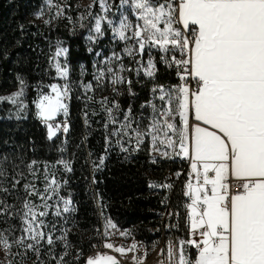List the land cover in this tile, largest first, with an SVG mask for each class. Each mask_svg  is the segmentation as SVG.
<instances>
[{"label":"trees","instance_id":"trees-1","mask_svg":"<svg viewBox=\"0 0 264 264\" xmlns=\"http://www.w3.org/2000/svg\"><path fill=\"white\" fill-rule=\"evenodd\" d=\"M48 1L56 0H0V97L20 90L21 80L28 96L21 111L7 100L0 102V232L11 245L8 262L0 259V264H84V257L103 241L107 219L127 231L130 239L151 249L158 243V235L152 231L165 210L160 181L166 175L175 179L170 201L177 213V233L183 240L189 239L183 213L185 174L176 178L184 162L153 157L148 143L136 147L122 141L118 132L128 109L129 118L135 117L142 103L151 99L153 88L169 90L179 84L172 66L164 62L162 52L146 46L155 64L152 78H136L131 72V83L118 100L115 94L91 92L85 86L93 81L95 55L110 54L113 34L104 24L103 37L90 51L85 39L94 16L74 22L78 13L70 9L64 18L35 23L33 14ZM109 1L113 12L123 0ZM75 2L71 0L70 5ZM59 49L67 50L59 64L67 69V82L71 83L70 124L66 133L49 138L47 124L51 123L36 116L33 100L39 89L47 91L49 85L61 83L55 61ZM115 101L118 108L113 106ZM176 123H180L179 117ZM52 180L56 181L53 185ZM48 196L57 208L50 212L54 219L49 226L51 245L46 238L39 243L31 240L32 233L24 231L28 227L24 205H38ZM65 206L69 211H63ZM20 237H25L24 244L16 243ZM27 243H33L38 253L27 249ZM79 254L83 258L76 260Z\"/></svg>","mask_w":264,"mask_h":264},{"label":"snow or ice","instance_id":"snow-or-ice-1","mask_svg":"<svg viewBox=\"0 0 264 264\" xmlns=\"http://www.w3.org/2000/svg\"><path fill=\"white\" fill-rule=\"evenodd\" d=\"M132 4L143 23H137L132 35L127 36L126 31L133 26L125 17L114 31L121 40L134 39L140 54L146 46L157 47L166 54L164 62L177 68L181 80L167 91L163 86L153 88V92H160L162 106L150 104L153 115L146 131L132 129L137 143L149 136L156 151H160L158 144L165 145L175 155L192 160L195 184L189 181L185 191L191 201L186 205L189 239L179 241L177 264H264V0H164L159 4L132 0ZM101 19H96L97 33H101ZM66 51L59 49L56 55ZM126 51L132 54L131 49ZM169 53H173L170 58ZM147 63L145 74L152 77L155 64L151 59ZM56 68L60 76L67 77L66 68L59 63ZM120 70H124L123 65ZM107 72L112 73L114 85L131 83L111 67ZM104 76L100 70L96 79ZM190 80L195 81V87ZM20 84V91L0 100L16 103L23 95L24 81ZM49 87L51 94H42L36 101L38 115L45 123L61 111L67 114L64 97L68 84ZM107 111L111 119L112 109ZM130 115L131 108L124 117L128 123L121 124V129L131 126ZM190 117L198 123L190 125ZM47 126L51 138L55 135L53 125ZM161 154L169 155L167 151ZM65 167L71 171L67 164ZM231 179L239 182V191L232 188ZM28 187L25 185L26 190ZM24 207L28 209L25 216L30 217L24 231L32 233L31 240L39 243L46 238L51 245V235L33 226V209L27 203ZM63 211L69 208L65 206ZM45 215L39 213L40 217ZM16 243L24 244L25 237ZM0 244L11 247L2 232ZM185 245L197 250L195 260L185 256ZM25 247L39 251L33 243ZM104 247L112 249L113 245L105 243ZM114 250L121 254L126 251L123 247ZM168 255L169 259L173 256L171 242ZM86 264L118 261L103 254L88 258Z\"/></svg>","mask_w":264,"mask_h":264},{"label":"rangeland","instance_id":"rangeland-1","mask_svg":"<svg viewBox=\"0 0 264 264\" xmlns=\"http://www.w3.org/2000/svg\"><path fill=\"white\" fill-rule=\"evenodd\" d=\"M70 1L71 0H56V1L46 2V4L38 12L33 14V21L38 24H49L51 21H55L57 18H64L65 15H67V10L70 9L78 13L77 19L74 20V22L81 23L90 16H94L92 26L88 34L86 35V39H85L88 49L90 51L93 50V46L97 42V40L103 37V32H102L103 25L104 24L108 25L109 29L113 34V44L110 49L109 55L103 56L99 52L95 55V60L93 65L94 77L91 83L92 87L90 88L91 92L100 93L102 95H109V96L115 94V96L117 97L116 100H118V98L121 96L122 91L124 90L125 87H127L128 83L125 82L116 85L112 84L111 83L112 73L107 72V69L109 67H111L115 73H118L119 75L124 77L125 81H130L131 72L136 78L144 77L148 79L153 77V76L150 77L145 74L148 68V63H147L148 60L151 59L154 63L152 57H150L148 53H146L145 49L144 52L140 54L137 50L138 46L136 45V41L134 39L121 40L119 38V35L114 31L115 28H119L120 23L124 21L125 17H127V22L132 24L133 26L132 29L126 31L127 36L132 35V32L135 30V25L137 23H141V24L143 23L138 19V10H135L133 8L132 0H123L120 6L113 12H112V5L109 0H102V2L101 0H75L76 2L74 3V5H70ZM152 2L154 4H159V3H163L164 1L152 0ZM98 18H103L101 19V25H100L102 34L96 32V19ZM108 21H112V23L109 24ZM151 48L160 51L157 47H151ZM126 49H131L132 54L129 55ZM162 54L163 56H166L165 53L162 52ZM169 54L170 57L172 53ZM121 65H123V69H124L123 71L120 70ZM100 70H104L105 76L98 81L96 77L99 75ZM58 77L61 80V83H59L58 85L68 84L69 86L68 93L71 94L72 93L71 83L69 81L67 82L68 75L65 78L60 76L58 73ZM13 93L5 97L12 96ZM42 94H51V89L49 88V90L47 91H41L39 89V93L37 94V97L33 100L35 114L38 118H40V116L38 115L39 110L36 107V101L39 99V97ZM159 95H160L159 91L153 92L151 99L148 100L147 102L142 103L143 107L141 105L140 112L136 114L135 117L129 118V120L131 121V126L126 127L124 129H121L120 127L118 132L122 136L121 137L122 141L125 140L127 143H132L136 147H138L143 143H148L150 147V152L153 155V157L170 158L172 156L171 155L172 153L170 149L165 147V145L158 144L157 147L160 148V151H156L155 148L153 147L151 137L149 136L142 137L141 138L142 142L137 143V137L135 135V132L132 131V129H138L141 132H143L148 129V126L151 123L152 115H153V109L150 107V104H155L157 108H160L162 106V102L158 99ZM27 100H28L27 92L23 90V95L16 98V103H12L9 100L7 101L15 105L16 108H18V110L21 111L24 107H26L28 103ZM64 102L67 105V114L61 111L55 117L54 120H50L48 121V123L53 124L54 121L60 120L68 115L69 101H66V97H64ZM113 104H114L113 106H116L117 101H115ZM127 123L128 121H125V119L121 122V124H127ZM161 139H163V136H161ZM163 151H167L169 155L168 156L162 155L161 153ZM52 181H51V185H53ZM29 207L32 208L33 212L36 214V220L33 226L36 227L38 231L42 230V232L45 233L46 235H50L49 226L54 225V219L53 217H51L50 212L52 211V208H56L54 204L50 201V197L48 196L44 200V202L38 205H30ZM42 211L45 212L46 215L40 217L39 213ZM28 219H30V217L25 216L26 224ZM39 221H43V224L41 225ZM112 224L116 226V224L112 222L110 219L104 220L103 223L104 245L105 243H110L113 245L114 249L117 247H123L124 249H126V251L123 254L113 251V253H115L116 255L113 254L110 256H114L115 258L119 257L126 264H135L136 254L138 253L139 250V248H137L136 241L130 239V236L128 235L127 231L122 230L117 226L115 228L111 227L110 225ZM133 245H136V247L133 248L132 247ZM104 248L110 251L109 248L106 247ZM9 256H10L9 247H5L3 244H0V259L4 263H7L9 260ZM185 256L191 260H195L196 258V257L194 258L191 257L188 253H185ZM84 264H86V262Z\"/></svg>","mask_w":264,"mask_h":264},{"label":"built area","instance_id":"built-area-1","mask_svg":"<svg viewBox=\"0 0 264 264\" xmlns=\"http://www.w3.org/2000/svg\"><path fill=\"white\" fill-rule=\"evenodd\" d=\"M173 54V53H172ZM62 55L55 56L56 63H60L62 59ZM177 55V58H179V53H175ZM176 77L179 80V84L181 83L180 77L177 74V68L175 66H172ZM191 84L193 83L192 80L189 81ZM70 100V94L67 93L66 95V101ZM42 121V120H41ZM44 122V121H42ZM69 117L68 115L60 120H56L53 122V130L55 133H66L64 130L65 127L67 130L69 129ZM177 149L176 151H178ZM171 151V157L173 159H180L183 163L182 171L179 172V175L176 176L178 178L180 176V173L183 175L185 174V180L183 183V195L185 198V204L183 208V213L186 219L188 220V212L189 209L186 207L191 201L188 196L185 195V191L187 188V184L189 181H191L193 184H195V173L192 172L191 169V163L192 160L187 157L177 156L175 155V152L170 149ZM211 176L212 173H209ZM174 177L171 175H166L161 181H160V188H162L165 191V198H164V205L165 210L160 213V224L155 228V231H152V233H156L158 235V243L154 245L151 249H149L144 242H136L137 248H139L138 253L136 254V263L135 264H177L178 261V249H179V241L183 239L178 233L175 225V217H177V213L174 212V209L172 207L170 196L173 195V183H174ZM229 183L231 184L232 188L236 191H239V182L231 179L229 180ZM165 185H171V187H165ZM210 187V186H209ZM171 242V246L173 249V256L171 259H169V243ZM188 253L191 257L194 254H197V250L189 245L184 246V254ZM113 255L115 253L108 251L104 248V242L97 244L92 252H90L88 255H86L84 258L87 260L90 257H97L98 255ZM116 255V254H115ZM83 258L82 255H77L76 260H81ZM118 261V264H126L121 260L119 257L116 258ZM81 264V263H79Z\"/></svg>","mask_w":264,"mask_h":264},{"label":"crops","instance_id":"crops-1","mask_svg":"<svg viewBox=\"0 0 264 264\" xmlns=\"http://www.w3.org/2000/svg\"><path fill=\"white\" fill-rule=\"evenodd\" d=\"M193 82H194V87H195V81H193ZM39 119H40V118H39ZM40 120H41V119H40ZM189 123H190V125L194 126V125H195L196 123H198V122H196L193 118H190V119H189ZM110 251L113 252V251H115V250H114V248H112V249H110ZM196 255H197V254H195L194 256L196 257Z\"/></svg>","mask_w":264,"mask_h":264}]
</instances>
